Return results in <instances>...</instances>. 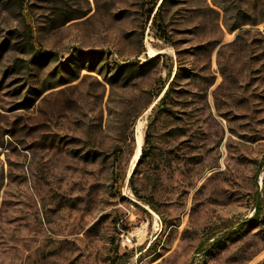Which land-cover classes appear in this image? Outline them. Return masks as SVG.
<instances>
[{
	"label": "rangeland",
	"instance_id": "obj_1",
	"mask_svg": "<svg viewBox=\"0 0 264 264\" xmlns=\"http://www.w3.org/2000/svg\"><path fill=\"white\" fill-rule=\"evenodd\" d=\"M154 2L0 0V264H264V0H160L169 44ZM154 58L170 111L138 118L119 193L114 150L149 100L130 97L153 81L104 76Z\"/></svg>",
	"mask_w": 264,
	"mask_h": 264
},
{
	"label": "trees",
	"instance_id": "obj_2",
	"mask_svg": "<svg viewBox=\"0 0 264 264\" xmlns=\"http://www.w3.org/2000/svg\"><path fill=\"white\" fill-rule=\"evenodd\" d=\"M160 0H155L152 8L149 10L148 14V21H152L153 28L157 30V33L159 35V38L163 40L164 42H167L168 44L171 43L169 34H166V29L164 28L163 18H162V6H160L156 10V6ZM255 25V24H251ZM238 26H235L234 30L238 29ZM28 43L32 49V51L36 52L41 57H46L47 53L43 52V50H38L34 48L33 46V38L28 39ZM81 59L83 61V70H87L89 72L96 71L97 64L96 60L97 57L92 54H81ZM161 61V58H154L152 60H149L146 63H142L139 61L136 62H129L126 64H117L115 67V71L112 73L109 72V76L106 78L104 76L105 81L110 84L111 86H114L118 82H122V87L124 89H127V86L130 85L133 82H142L144 80H151L153 81L152 86L148 88L147 90H144L135 96H131L129 105L130 107H134L135 104L140 103L142 99L149 97V100L146 104H144L143 108L141 109V112L139 111L135 117H131V126L127 127V129L124 132V145H120L116 147L114 150V155L116 159V173H115V184L118 187V192H121V188L125 184V181L127 179V175L125 170H122V159L123 157L127 156V159L130 160L131 157H133L135 151H136V134H135V126L137 123L138 118L140 115L151 108L152 104L157 101V104L152 109V113L154 115L157 114H163L168 113L170 110L168 109V103L169 100L173 98L174 94V84L175 80L177 78V75L172 78L173 76V70L172 68L169 70V73L167 75V79L165 81L157 80L156 77L153 78V71L155 66L159 64ZM89 63V66L87 64ZM181 69V65H180ZM129 119L128 117L125 118V121ZM151 127L149 126V129L146 131L145 138H144V145L142 148L141 158L137 166H139L143 161L148 159L151 156ZM76 154H80L79 152H75ZM97 153L93 154H87L86 158H94ZM127 160V161H128ZM136 166V168H137ZM130 182H132V178L130 179ZM152 208L154 207V204L151 201L147 202ZM257 209H256V217L257 220L263 210V202L261 201L260 197L258 196L256 200ZM223 239V238H222ZM222 239L216 237L214 234L210 235L208 239L204 240V242L201 244V246L198 248V253L202 256H205V254H208L211 252V250L222 241Z\"/></svg>",
	"mask_w": 264,
	"mask_h": 264
},
{
	"label": "built area",
	"instance_id": "obj_3",
	"mask_svg": "<svg viewBox=\"0 0 264 264\" xmlns=\"http://www.w3.org/2000/svg\"><path fill=\"white\" fill-rule=\"evenodd\" d=\"M124 241H126L125 243L127 246L133 243L132 239H130L129 237L124 238Z\"/></svg>",
	"mask_w": 264,
	"mask_h": 264
}]
</instances>
